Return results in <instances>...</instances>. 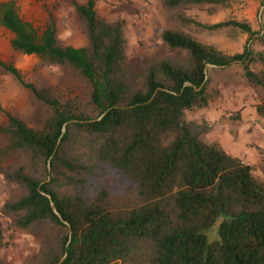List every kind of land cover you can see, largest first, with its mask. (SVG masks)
I'll return each instance as SVG.
<instances>
[{
	"label": "trees",
	"instance_id": "trees-1",
	"mask_svg": "<svg viewBox=\"0 0 264 264\" xmlns=\"http://www.w3.org/2000/svg\"><path fill=\"white\" fill-rule=\"evenodd\" d=\"M67 1L84 25L85 47L61 45L53 19L39 35L19 17L14 0L0 2V27L13 35L14 51L74 73L87 86L90 113L80 111L79 103L64 102L49 89L25 82L13 64L0 62L52 114L39 132L5 113L8 127L1 130L9 139L7 151H24L36 164L2 172L25 193L1 208V214L13 218L15 228L42 233L36 264H58L65 253L61 264H264V182L220 145L202 140L207 124L189 121L185 114L207 106L206 65L227 68L239 63L246 82L264 93V72L250 68L256 61L264 63V53L244 47L241 53L226 55L189 34L165 30L162 41L186 51L187 64L152 65L142 90L134 91L125 65L123 21L100 18L96 0ZM228 1L164 4L176 9ZM183 22L208 31L235 28L249 39L257 34L244 21ZM255 111L264 117V98ZM92 113L95 116H89ZM72 120L81 123L66 125L62 135L64 124ZM100 168L135 185L140 203L120 209L107 189L86 197L81 190ZM46 195L67 225L54 215ZM214 226L217 237L209 240L205 232ZM3 239L0 223V247Z\"/></svg>",
	"mask_w": 264,
	"mask_h": 264
},
{
	"label": "rangeland",
	"instance_id": "rangeland-1",
	"mask_svg": "<svg viewBox=\"0 0 264 264\" xmlns=\"http://www.w3.org/2000/svg\"><path fill=\"white\" fill-rule=\"evenodd\" d=\"M3 1L9 0H0ZM14 1L19 17L39 35L47 22L53 19L61 45L76 48L88 45L84 25L69 1ZM77 1L81 4L86 2ZM212 8L216 10L208 12ZM95 10L108 23L123 21L125 65L130 88L134 91L142 90L145 73L152 65L162 61L177 66L187 64L186 51L170 48L162 41L161 33L165 30L189 34L226 55L241 53L248 43L255 53H264V0H229L225 5H189L176 9L167 8L164 0H96ZM184 19L206 25L227 20L244 21L257 34L249 39L247 34L235 28L208 31L183 22ZM12 38L8 30L0 28V62L13 64L25 82L40 89H49L64 102L79 103L80 111L90 113L87 86L83 79L56 66H45L36 56L14 51L10 44ZM250 68L256 73L264 72V63L256 61L250 64ZM206 73L207 106L187 111V120L207 124L209 129L202 135V140L217 143L226 152L238 157L252 168L254 178L264 182V117L255 111L256 105L264 98L263 91L246 82L239 63H232L227 68L207 67ZM0 109V223L4 237V246L0 247V264H36L44 244L42 233L17 229L11 216L1 214L5 202L17 200L25 193L21 186L7 181L2 172L16 169L19 165L36 168V164L30 162L24 151H7L9 139L1 130L8 127L5 113L21 119L29 128L39 132L45 128L52 114L48 106L35 99L1 67ZM89 116H95V113ZM101 189L112 193L114 206L120 209H131L140 203L136 186L114 171L98 169L81 191L89 198ZM216 230L214 226L205 232L209 240L216 239Z\"/></svg>",
	"mask_w": 264,
	"mask_h": 264
},
{
	"label": "water",
	"instance_id": "water-1",
	"mask_svg": "<svg viewBox=\"0 0 264 264\" xmlns=\"http://www.w3.org/2000/svg\"><path fill=\"white\" fill-rule=\"evenodd\" d=\"M262 9H263V7H262ZM262 9H261V10H262ZM247 47L250 48V43H248ZM207 67H214V66L206 65V68H207ZM216 68H217V67H216ZM205 72H206V69H205ZM184 86L192 87V85H191L190 83H185ZM158 90H161V89H158ZM163 90H164V89H163ZM198 90H199V89H197V91H198ZM164 91H167V90H164ZM104 115H105V113H104L103 115H101V117H103ZM101 117H100V118H101ZM100 118H99V119H100ZM73 123H81V121H75V120H72V121H69V122H67L66 124H64V126H63V128H62V135L65 134L66 125H68V124H73ZM48 170H50V162H48ZM46 182H48V180H47ZM46 197H47L48 200H49V204H50V208H51L52 212L54 213V215H55L56 217H58V218L60 219V215H59V213L57 212L54 203L51 201V199H50L49 196L46 195ZM60 220H61V219H60ZM61 222L64 223L65 225H67L66 222H64V221H62V220H61ZM70 235H71V232L69 231V236H70ZM65 258H66V253L64 254V256L62 257V259L60 260V262H59L58 264H61Z\"/></svg>",
	"mask_w": 264,
	"mask_h": 264
},
{
	"label": "crops",
	"instance_id": "crops-1",
	"mask_svg": "<svg viewBox=\"0 0 264 264\" xmlns=\"http://www.w3.org/2000/svg\"><path fill=\"white\" fill-rule=\"evenodd\" d=\"M0 28H3V27H0ZM5 29V28H4ZM231 155V154H230ZM235 157V156H234ZM238 158V157H237Z\"/></svg>",
	"mask_w": 264,
	"mask_h": 264
}]
</instances>
